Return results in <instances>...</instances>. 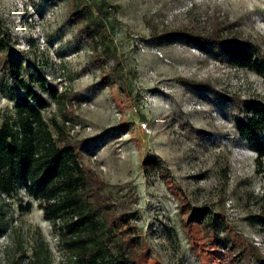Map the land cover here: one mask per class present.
<instances>
[{"label": "rangeland", "instance_id": "374dc122", "mask_svg": "<svg viewBox=\"0 0 264 264\" xmlns=\"http://www.w3.org/2000/svg\"><path fill=\"white\" fill-rule=\"evenodd\" d=\"M84 1L109 30L103 68L69 19L66 0H0L5 52L24 79L39 71L63 95L58 106L43 94L49 105L42 114L69 118L63 138L80 154L104 216L126 213L135 227L136 264H217L206 256L212 239L237 263L261 264L264 158L256 162L234 121L245 117V100L264 102V76L177 33L246 40L264 61V0ZM4 55L0 122L12 110ZM146 156L159 167L144 170ZM198 208L214 217L206 228L187 222ZM0 225V264H43L45 251L39 260L34 254L41 242L44 264H69L39 200L22 188L0 195Z\"/></svg>", "mask_w": 264, "mask_h": 264}, {"label": "trees", "instance_id": "16d2710c", "mask_svg": "<svg viewBox=\"0 0 264 264\" xmlns=\"http://www.w3.org/2000/svg\"><path fill=\"white\" fill-rule=\"evenodd\" d=\"M69 19L78 35L91 49L92 61L103 68L101 50L107 48L109 30L96 19L93 7L84 0H66ZM182 41L199 50H211L219 58L244 66L264 76V61L254 56V49L246 40L235 37H214L191 32H178ZM166 36V34H165ZM7 37L0 22V51L4 52L6 72L13 84L5 91L12 102V110L0 122V195L9 197L22 188L26 194L39 200L45 220L50 224L56 247L69 264H136L130 254L131 247L140 245L139 236L126 213L111 220L104 216L103 207L92 187L91 178L81 164L80 154L74 145L65 141L63 114L61 122L55 117H44L42 111L49 103L43 94L62 104L61 93L39 71L27 81L20 74L21 65L6 53ZM106 86L111 85L103 77ZM37 88V89H36ZM19 90V93L15 92ZM245 117L234 121L235 128L254 151L256 162L264 158V102L250 98L244 101ZM144 170L152 171L159 163L151 156L142 161ZM169 187L170 179L158 171ZM258 225L264 232V194L260 198ZM205 208L195 209L187 222L204 228L214 217H207ZM188 226V224L186 225ZM4 232L0 225V235ZM222 241L212 239L206 250L209 260L217 264H239L229 256V249H221ZM43 248V249H42ZM47 249L41 242L35 251ZM261 264L264 260L256 258ZM35 264V263H31Z\"/></svg>", "mask_w": 264, "mask_h": 264}]
</instances>
